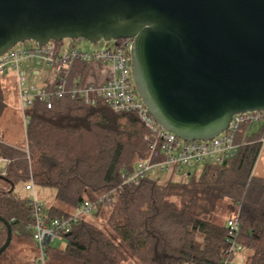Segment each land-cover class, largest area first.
Listing matches in <instances>:
<instances>
[{"label":"trees","instance_id":"16d2710c","mask_svg":"<svg viewBox=\"0 0 264 264\" xmlns=\"http://www.w3.org/2000/svg\"><path fill=\"white\" fill-rule=\"evenodd\" d=\"M248 127L235 134L234 156L202 164L198 176L188 169L180 180L173 172L163 182L146 176L133 184L123 183L122 174L149 152L147 130L134 113L70 98L51 108L34 106L24 146L0 139V217L11 227L7 248L13 239L31 240V200L10 189L31 180L55 189L56 204L43 206L49 217L93 204L63 234L64 247L47 246V264H231L235 252H229L226 220L232 213L235 242L250 252L245 264H264V177L253 172L264 123L255 131ZM6 235L0 221V245ZM6 249L0 264H10Z\"/></svg>","mask_w":264,"mask_h":264},{"label":"water","instance_id":"95a60500","mask_svg":"<svg viewBox=\"0 0 264 264\" xmlns=\"http://www.w3.org/2000/svg\"><path fill=\"white\" fill-rule=\"evenodd\" d=\"M130 39L135 89L184 141L264 110V0H0V55L14 45ZM11 185V190H12ZM0 254L9 246L11 227Z\"/></svg>","mask_w":264,"mask_h":264},{"label":"built area","instance_id":"2783aa9c","mask_svg":"<svg viewBox=\"0 0 264 264\" xmlns=\"http://www.w3.org/2000/svg\"><path fill=\"white\" fill-rule=\"evenodd\" d=\"M26 42L0 55V79L7 70L12 71L24 131L34 106L42 104L51 108L62 98L77 100L85 106L101 102L113 111L134 113L147 130L145 140L149 152L135 164L134 170L122 174L123 183H137L154 170L170 175L198 164L221 163L235 155L238 146L235 134L243 124L264 123V110L238 113L232 116L227 129L214 138L184 141L163 129L139 97L131 77L130 39L115 41L111 48L89 51L72 46L64 49L61 41L51 40L43 45ZM4 163L0 157V175H3ZM24 188L31 192L29 198L33 205L31 222L26 227L37 250L32 263L47 264L46 248L50 242L62 238L80 215L92 211L93 204L85 201L72 215L49 217L35 197L33 182L28 181ZM226 225L229 252L240 251L234 238L238 230L237 213L229 215Z\"/></svg>","mask_w":264,"mask_h":264},{"label":"rangeland","instance_id":"374dc122","mask_svg":"<svg viewBox=\"0 0 264 264\" xmlns=\"http://www.w3.org/2000/svg\"><path fill=\"white\" fill-rule=\"evenodd\" d=\"M27 44H33V41H27ZM75 47L82 50H93V49H104L111 48L115 46V41H102L97 43H90L86 39H63L61 41V47L66 49L68 47ZM0 90L2 92L0 100L3 106H0V139L8 144H14L17 146H24L25 144V131L22 126L21 115L18 111V97L16 91V84L13 77L12 71L7 70L4 77L0 79ZM262 122L251 124L248 127L247 132L255 131L261 126ZM201 164L196 165L193 169H190L198 176L201 172ZM188 169L183 170L180 173H174L172 178L175 180H180L183 178V173ZM253 172L257 176L264 177V145L258 154L256 159ZM148 177L163 182L168 179V174L159 170L150 171L146 174ZM24 183L20 182L12 186L13 192L21 197H29L31 192L25 190ZM35 197L36 199L46 208L56 204L55 201V189L51 186L35 185ZM47 210V209H46ZM45 210V212H46ZM66 244L65 238H58L50 242L52 247H64ZM7 248L5 251L4 258L8 256L7 261L10 264H28L37 250L33 242L22 240L17 243L16 240H12L11 247ZM247 248L242 247L240 251L234 253L231 260V264H245L247 260V255L249 254ZM12 261V262H11Z\"/></svg>","mask_w":264,"mask_h":264}]
</instances>
